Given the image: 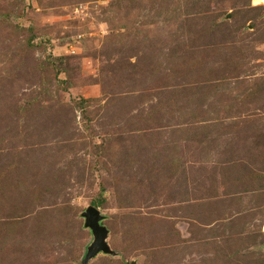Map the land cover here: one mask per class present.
Wrapping results in <instances>:
<instances>
[{
  "label": "rangeland",
  "instance_id": "obj_1",
  "mask_svg": "<svg viewBox=\"0 0 264 264\" xmlns=\"http://www.w3.org/2000/svg\"><path fill=\"white\" fill-rule=\"evenodd\" d=\"M264 264V0H0V264Z\"/></svg>",
  "mask_w": 264,
  "mask_h": 264
},
{
  "label": "water",
  "instance_id": "obj_2",
  "mask_svg": "<svg viewBox=\"0 0 264 264\" xmlns=\"http://www.w3.org/2000/svg\"><path fill=\"white\" fill-rule=\"evenodd\" d=\"M84 217V226L89 228L92 233L93 239L86 248V253L81 263L85 264L86 261L99 251L106 253H114V251L109 247L106 242L107 229L99 221L101 215L98 210L92 205H88L82 212ZM129 264H136L135 261L131 260Z\"/></svg>",
  "mask_w": 264,
  "mask_h": 264
}]
</instances>
